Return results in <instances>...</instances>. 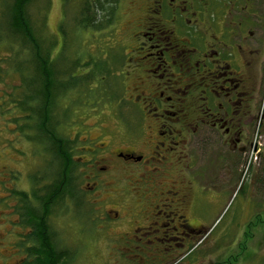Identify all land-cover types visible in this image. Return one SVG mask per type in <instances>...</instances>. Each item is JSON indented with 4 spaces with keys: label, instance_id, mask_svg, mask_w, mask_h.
<instances>
[{
    "label": "flooded vegetation",
    "instance_id": "flooded-vegetation-1",
    "mask_svg": "<svg viewBox=\"0 0 264 264\" xmlns=\"http://www.w3.org/2000/svg\"><path fill=\"white\" fill-rule=\"evenodd\" d=\"M17 1L0 0V20L7 18L9 30ZM85 1L91 3L89 11L101 13L96 22L102 23L101 28H78L87 33L86 41L97 36L106 43L124 46L126 55L130 54L125 58L127 68L119 76H125L119 87L124 88L127 99L106 78H99L109 74L108 67L93 64L89 59L90 72L95 74L92 89L97 94L102 91L103 96L97 106L100 102L112 104L116 111V106L121 110L128 101L136 112L135 106L141 105L142 114L137 115L144 121L139 124L131 114L120 117L116 113L118 127L110 141L90 138L85 141L89 149L81 150L72 144L64 114V130L61 133V128L58 129L61 139L57 143L55 139L40 143L37 130H32L34 136L30 137L14 126L15 141H37L57 167L48 185H43L41 178L47 170L28 174L30 185L24 191L14 190L23 180L16 174L8 182L7 175L12 170L4 167L0 172L6 177L0 179V193L4 183H10L11 188L6 187L11 192L7 194L8 200L15 204L13 208L24 209L21 223L29 231V237L19 240L14 255L22 247L26 257L17 264L30 260L26 250L35 245L33 230L25 224H30V208L36 206L33 210L38 211L41 205L52 204L50 221L54 208L66 201V204L88 201L101 211L106 199L120 198L115 205L127 207L132 219L129 222L132 232L124 234L125 248L156 247V253H147L145 260L162 264L171 260L169 252L177 251L174 246L201 243L207 237L209 230L200 214L202 203L198 193L207 189L203 185L204 177L208 176L205 173L214 172L213 167H218L221 159L225 160L221 171L235 170L236 164L249 171L264 158V0H129L123 13L126 17L130 15L125 21L124 39L115 32L123 16V0H67V5L70 10L72 2H79L82 8ZM24 8L26 14L27 6ZM73 24L78 26L75 15ZM44 39L45 47L48 43L55 44L52 51L46 50L50 63L61 64L65 58L63 49L60 50L55 38L48 42ZM73 62L80 67L79 60ZM21 75L18 78L29 95L18 108L31 113L32 118L36 102ZM131 77L136 79L135 88L129 91L126 81ZM98 78L102 90L95 87ZM29 82L32 81L28 79ZM109 91L112 93L107 94ZM22 93L25 94L24 90ZM58 151L67 158H61ZM79 151L89 158L76 159ZM9 155L4 152L0 158ZM58 158L64 162L59 163ZM125 197H132V206L124 201ZM1 201L0 197V205ZM176 209L190 210L196 224L175 213ZM114 215L119 217L120 212L115 211ZM137 221L148 225L140 227ZM102 224L104 227L106 222ZM138 231L143 233L138 235ZM178 232L181 238L177 237ZM53 239L59 250L70 251L58 245L55 235Z\"/></svg>",
    "mask_w": 264,
    "mask_h": 264
},
{
    "label": "rangeland",
    "instance_id": "rangeland-1",
    "mask_svg": "<svg viewBox=\"0 0 264 264\" xmlns=\"http://www.w3.org/2000/svg\"><path fill=\"white\" fill-rule=\"evenodd\" d=\"M128 2L129 0H123L122 15L126 12ZM72 3L73 6L66 12L68 5L64 4L63 0H34L31 2L28 13L36 37L41 42L44 38L46 41L55 38L60 50L65 51L63 62L57 64L59 68L65 65V59L70 61L77 59L82 66L91 59L93 64L100 63L101 66L108 67L109 74L99 76V78H106L109 85L127 99L124 88L119 87L125 78V76L122 78L119 76L127 68L125 64L127 55L124 46H115L112 42L106 43L97 36L90 37L86 41L87 33L79 30L73 24L74 15L76 17L81 15L78 13L81 4L79 2ZM129 16L123 15L118 20L115 32L120 38L124 39L127 33V25H125L127 22L125 21ZM6 20V17L0 20V156H3L4 152H9L10 155L0 158V172H3L2 168L4 167L12 170L14 175L13 173L7 175L8 182L14 180L16 174L23 180L22 185L19 188L14 187V190L24 191L27 190V185H30L28 174L34 175L47 170L41 178L43 185H48L52 182L57 167L50 165L51 159L48 158L50 156L45 153L43 146L37 141H15V132L12 131L15 125L23 135L34 136L32 129L27 127L31 122L26 118L31 113L22 111L21 107L18 108L29 95L18 75L22 74L20 77L25 81V86L28 84V79L32 81V85L36 86V84L33 81L35 75L33 67L26 64L29 52L26 50L24 54L25 50L21 49L22 39L14 37ZM17 47L18 49H16ZM128 50L131 49L128 48ZM129 56L130 54L127 59ZM90 71L89 67H78L75 77L87 75ZM99 78L96 80L95 87L102 90L99 87ZM135 80L131 77L130 81H126L129 91L135 88L133 87ZM105 85L106 83L103 84V86ZM34 89L35 87L29 88L30 96L35 95ZM22 90L25 94L22 93ZM128 94L130 93L128 92ZM81 98L84 99V96L78 90L67 96L64 102L60 101L54 115L56 120L60 121L59 114H65L67 106L74 104L72 113L67 115L65 123L69 128L67 133L71 134L78 150L89 149V143H85V141L90 138H101L100 142L110 141L111 134L115 129L117 131L118 127L116 113L120 117L121 114L126 116L131 114L137 123L143 124L144 119L138 118L142 114L140 112L141 105L135 106V112L132 111L133 104L131 105L127 101V105H123L121 110L116 106L115 111V106L112 104L106 106L104 102H100L97 106V103L92 100H84L80 106ZM34 102L31 103L32 106H34ZM138 113L139 115H137ZM62 120L61 117L60 123ZM22 127L24 131H22ZM63 130L64 127H61V133ZM3 146H7V148ZM17 147L20 151H17ZM75 155L76 159L84 157L86 160L89 158L87 154L80 151ZM14 158L20 160L12 161L11 159ZM224 163L225 160H219L218 167H213L214 172L205 173L208 176L204 177L203 185L207 189L198 191L202 203L199 207L200 214H202L203 223L209 230L207 237L201 243L192 242V244L182 247L174 246L173 248H176L177 251L169 252L170 255L172 254L171 260L162 264H264V158L259 166L254 164V167L249 171L237 164L234 167L235 170L221 171V166ZM0 176L1 180L6 178ZM8 182L4 183V190L0 193L2 198L0 205V264H17L26 255H23L22 247H19L18 252L14 255L15 248L19 244V240L23 241L27 236L29 237V231L21 223V214L24 209L22 207L13 208L15 204L8 200L7 194L11 193L6 191V187L11 188ZM25 183L27 184L25 185ZM152 196L150 195L149 201ZM119 199H106L103 203L104 210L101 211L92 207L88 201L72 202L71 204H66V201L54 208L50 217V227L58 240V245L70 249V252L74 254V260L72 263L68 262L69 264H158L157 261L149 263L145 260L147 253H156V247L149 248V250L148 247L144 248L146 245L138 250L125 248L124 234L132 232V223H129L132 219L128 217L127 207L121 209L115 205V203H119ZM124 201L132 206V197H125ZM35 208L36 206L33 207V209ZM187 210L176 209L174 212L178 215H185L187 221L196 224L191 211L187 212ZM106 211L110 213L107 214ZM115 211L120 212L119 217L114 215ZM176 219L178 220V217ZM104 221L106 224L103 227ZM136 223L140 227L148 225L147 222L137 221ZM176 225L177 222L172 224V226ZM138 233L141 235L143 232L138 231ZM179 234L180 232L177 237L181 238ZM143 239L146 240V238ZM161 247L162 245L159 249ZM192 248L193 250H191ZM163 249H171V247Z\"/></svg>",
    "mask_w": 264,
    "mask_h": 264
},
{
    "label": "trees",
    "instance_id": "trees-1",
    "mask_svg": "<svg viewBox=\"0 0 264 264\" xmlns=\"http://www.w3.org/2000/svg\"><path fill=\"white\" fill-rule=\"evenodd\" d=\"M34 0H18L14 9L15 18L12 20V23L9 24L12 29L15 38H21V44L19 46L22 50H28V60L26 64L32 66L34 70V83L36 86L32 85V82H29L28 88L35 87L33 100L36 101L34 115L31 118L27 117V120L34 122V124L27 126L32 130H37L39 135V142L46 144L49 141L55 139L56 143L60 141L61 135L58 133V129L62 127L61 117L59 114L60 121L56 120L55 110H57L60 105V101L65 100L67 96L77 92V90L84 96V99L81 98L80 106H82L83 101L92 100V102L97 103L101 99L102 94L100 91L98 94L92 89V83L95 80V74L92 72L87 73V75L76 76V71L78 69V62H73L65 59V65L63 71L61 68H58L57 64L52 65L50 59L46 56V50H53L54 45L48 43L45 47L44 42L40 41L36 34L33 31V26L31 23V17L28 13V7L31 2ZM65 3H67V0ZM83 7L78 9V13L81 15L77 18L76 23L78 24L79 29L86 28H101L102 23L96 22L97 19H100V12L96 10L89 11L91 6L90 2L85 1ZM68 4V3H67ZM24 5L27 6L26 14ZM67 6V5H66ZM103 5L101 6V8ZM69 11V6H67L66 12ZM11 37V36H10ZM18 49V47L16 48ZM51 50V51H52ZM65 52V51H64ZM63 52V56H64ZM92 62V61H91ZM90 60H87L84 66L80 64L82 68H88L91 64ZM80 63V61H79ZM22 69V67H21ZM19 71V70H18ZM55 72V74H54ZM89 74V75H88ZM107 94L112 93L111 91L106 92ZM62 99V100H61ZM73 105L67 106L65 110L64 117L67 118L72 113ZM60 112V111H59ZM61 113V112H60ZM25 129V128H24ZM75 146L76 142H72ZM59 150V146H58ZM58 155L65 159V155H61L58 151ZM60 163L64 160H60ZM53 165L51 161L50 165ZM47 201V200H46ZM51 205H41V209L35 211L30 208V216L28 217V223L32 228V240L34 241V248L27 249V253L30 255V260H26L25 264H69L74 260V254L69 250H59L57 243L53 239L54 232H52L50 227L49 216L51 215Z\"/></svg>",
    "mask_w": 264,
    "mask_h": 264
}]
</instances>
